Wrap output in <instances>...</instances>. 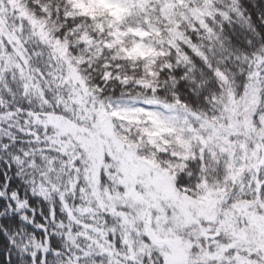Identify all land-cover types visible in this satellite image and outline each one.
I'll return each instance as SVG.
<instances>
[{"label": "snow or ice", "instance_id": "1", "mask_svg": "<svg viewBox=\"0 0 264 264\" xmlns=\"http://www.w3.org/2000/svg\"><path fill=\"white\" fill-rule=\"evenodd\" d=\"M0 264H264V0H0Z\"/></svg>", "mask_w": 264, "mask_h": 264}]
</instances>
